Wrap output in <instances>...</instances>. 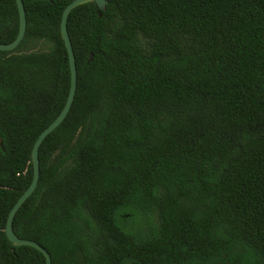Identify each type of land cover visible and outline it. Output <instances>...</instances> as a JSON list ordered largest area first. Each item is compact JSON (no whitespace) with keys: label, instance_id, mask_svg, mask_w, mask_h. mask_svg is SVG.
Returning a JSON list of instances; mask_svg holds the SVG:
<instances>
[{"label":"trees","instance_id":"obj_1","mask_svg":"<svg viewBox=\"0 0 264 264\" xmlns=\"http://www.w3.org/2000/svg\"><path fill=\"white\" fill-rule=\"evenodd\" d=\"M69 2L22 0L0 51V264H45L4 229L69 93ZM18 27L0 0V44ZM66 28L76 90L15 235L51 264H264V0L90 2Z\"/></svg>","mask_w":264,"mask_h":264},{"label":"water","instance_id":"obj_2","mask_svg":"<svg viewBox=\"0 0 264 264\" xmlns=\"http://www.w3.org/2000/svg\"><path fill=\"white\" fill-rule=\"evenodd\" d=\"M18 15H19V27H18V33L16 38L8 43V44H0V51H12L14 50L21 40L24 37L25 30H26V16H25V10L23 7L22 0H15ZM94 2L97 7L100 10L105 9L106 0H70V2L65 6L62 17H61V23H60V32L61 37L64 42L67 56H68V62H69V68H70V88L69 93L67 96V99L65 101V104L57 117L38 135L37 139L35 140L32 150H31V162H32V168H33V175L32 180L29 184V186L25 189V191L19 196V198L16 200V202L13 204L12 208L10 209L6 224H5V234L8 239V241L14 245V246H29L32 247L39 252H41L45 258V264H51V259L47 251L40 246L38 243L28 240V239H21L15 235L12 228V220L17 212V210L21 207V205L25 202V200L34 192L38 179H39V160H38V148L41 144V142L45 139V137L51 133L56 127H58L65 117L67 116L69 109L71 107L75 90H76V64H75V58L72 50V45L70 42V38L67 32L66 28V19L69 14V12L82 4Z\"/></svg>","mask_w":264,"mask_h":264},{"label":"rangeland","instance_id":"obj_3","mask_svg":"<svg viewBox=\"0 0 264 264\" xmlns=\"http://www.w3.org/2000/svg\"><path fill=\"white\" fill-rule=\"evenodd\" d=\"M41 46L37 43L35 44H30L29 46H27L26 50H32V51H36V50H40Z\"/></svg>","mask_w":264,"mask_h":264}]
</instances>
